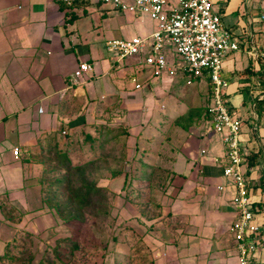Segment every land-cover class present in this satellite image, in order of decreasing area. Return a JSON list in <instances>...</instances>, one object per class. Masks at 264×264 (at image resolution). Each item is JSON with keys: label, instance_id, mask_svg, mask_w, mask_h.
<instances>
[{"label": "crops", "instance_id": "1", "mask_svg": "<svg viewBox=\"0 0 264 264\" xmlns=\"http://www.w3.org/2000/svg\"><path fill=\"white\" fill-rule=\"evenodd\" d=\"M214 1L224 25L242 43L248 32L258 47L263 46L264 0ZM93 3L101 5L102 17L93 15L95 24L89 25L86 19L96 12ZM114 11L119 10L94 1L68 6L60 0H0V191L19 187L24 192L38 186L41 165L31 156L44 154L41 145L61 128L67 134L98 122L104 107L119 105L131 115L126 119L129 124L133 117L141 124L148 114L158 122L161 117L173 120L184 111L175 94L194 77L181 72L156 77L137 61L141 57L119 59L110 52L107 39L130 36L101 34L105 28L115 35L109 22ZM127 19L120 28L130 29L134 22L131 36H150L157 28L147 14L131 13ZM247 48L242 45L227 54L223 75L229 81L228 105L242 121L243 170L249 179L254 222L262 227L253 236L257 250L252 264H264V62ZM83 61L93 64L94 70L74 83V71ZM189 86L196 92L195 103L207 100L208 107L209 80L196 78ZM173 137L170 168L176 180L164 197L168 199L164 209L172 215L171 235L156 229L145 240L155 264H238L231 231L237 217L232 202L235 187L224 175L227 156L222 136L205 113L189 131ZM16 147L22 149L19 155L14 154ZM257 151L258 162L249 166L248 155ZM117 178L107 185H114Z\"/></svg>", "mask_w": 264, "mask_h": 264}, {"label": "rangeland", "instance_id": "2", "mask_svg": "<svg viewBox=\"0 0 264 264\" xmlns=\"http://www.w3.org/2000/svg\"><path fill=\"white\" fill-rule=\"evenodd\" d=\"M100 7L91 5L96 12L86 19L89 25L95 24L93 15L101 19ZM121 13L109 17L115 35L105 28L102 35H134V22L130 29L120 28L131 13ZM193 79L175 94L185 109L173 120L158 122L148 114L141 124L134 117L129 124L131 115L114 103L104 107L98 122L67 134L61 128L43 143L44 154L31 156L41 165L38 186L0 191V258L13 257L0 264H39L41 259L46 264H155L145 240L156 229L171 235L164 197L176 180L170 168L173 135L189 131L206 113L207 100L195 103ZM113 177H118L115 184L107 185Z\"/></svg>", "mask_w": 264, "mask_h": 264}, {"label": "built area", "instance_id": "3", "mask_svg": "<svg viewBox=\"0 0 264 264\" xmlns=\"http://www.w3.org/2000/svg\"><path fill=\"white\" fill-rule=\"evenodd\" d=\"M66 5L76 1H94L116 10L147 14L156 21L157 28L150 36L106 40L107 49L119 59L141 57L145 68L157 74L176 76L187 74L209 80L213 91L208 114L213 130L222 136L226 148L227 164L224 175L235 187L232 199L237 210L231 231L238 251V264H252L257 250L253 236L262 230L254 222L255 210L250 196L249 179L243 170L245 154L241 144L242 121L230 111L227 101L229 81L224 77V61L230 52L242 48L241 39L226 27L222 15L215 9L214 0H60ZM254 38V37H253ZM249 37L248 52L262 58L264 44L258 47ZM94 70L93 64L83 61L74 71V83L81 82ZM140 83L136 84L139 88ZM42 111L43 108H40ZM66 133V131H63ZM14 148V154H20ZM220 190L224 186H218Z\"/></svg>", "mask_w": 264, "mask_h": 264}, {"label": "trees", "instance_id": "4", "mask_svg": "<svg viewBox=\"0 0 264 264\" xmlns=\"http://www.w3.org/2000/svg\"><path fill=\"white\" fill-rule=\"evenodd\" d=\"M86 2H88V1H76V2H74V4L75 3H81V4H85ZM245 36H247L246 37V40L245 41H243V43L241 44V45H246V43H248V39H249V34H248V32H245ZM142 62V61H141ZM209 84H210V93H211V96H212V91H213V88H212V85H211V83L209 82ZM263 102H264V98H263ZM230 111H231V108H230ZM206 114H207V116L209 117V119H210V116H209V114H208V107L206 108ZM258 159H259V151H257V152H252V154L251 155H248V158H247V160L248 161H250L249 162V166H252L253 164H255V160H256V163L258 162ZM95 186V189L97 190V189H101V185H94ZM103 188V187H102ZM89 202V201H88ZM0 203H2V202H0ZM8 203V202H7ZM84 204H86V202H85V200L80 204L81 206H83ZM253 209H254V204H253ZM139 215H141V214H139ZM4 256V258L3 257H1L0 258V262L2 261V262H4V260H5V258H10V259H13V257L12 256H10V255H8V254H4L3 255ZM13 264H16V262H14ZM39 264H46L45 263V261H44V259H41L40 260V262H39Z\"/></svg>", "mask_w": 264, "mask_h": 264}]
</instances>
